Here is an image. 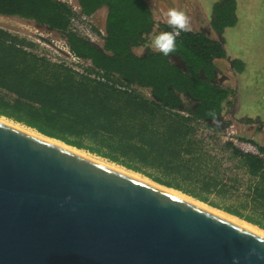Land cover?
I'll return each mask as SVG.
<instances>
[{
  "label": "trees",
  "instance_id": "trees-1",
  "mask_svg": "<svg viewBox=\"0 0 264 264\" xmlns=\"http://www.w3.org/2000/svg\"><path fill=\"white\" fill-rule=\"evenodd\" d=\"M78 1L85 14L107 7L104 46L73 29L76 12L64 0H0V14L58 30L75 55L91 61L80 68L54 60L27 36L0 27V115L264 228V145L245 150L213 140L225 130H199L230 124L225 111L235 91L223 84L216 60L227 56L223 35L238 23V0L214 5L220 39L181 32L167 57L148 45L173 29L147 0ZM232 64L245 68L241 58Z\"/></svg>",
  "mask_w": 264,
  "mask_h": 264
},
{
  "label": "water",
  "instance_id": "water-1",
  "mask_svg": "<svg viewBox=\"0 0 264 264\" xmlns=\"http://www.w3.org/2000/svg\"><path fill=\"white\" fill-rule=\"evenodd\" d=\"M0 264H264V236L0 121Z\"/></svg>",
  "mask_w": 264,
  "mask_h": 264
},
{
  "label": "rangeland",
  "instance_id": "rangeland-1",
  "mask_svg": "<svg viewBox=\"0 0 264 264\" xmlns=\"http://www.w3.org/2000/svg\"><path fill=\"white\" fill-rule=\"evenodd\" d=\"M147 1L157 20H166L164 14L169 8H179L188 15L193 31H204L209 36L221 38L212 25L214 5L220 0ZM237 13V25L228 27L224 33L227 56L216 60L226 75L223 84L235 91L233 102L225 111V119L230 124L225 129L201 126L199 130H225L220 131L219 137H214L213 140H232L243 149L247 147L258 151L253 142L264 145V0H238ZM107 14L108 9L104 6L93 14L90 22L79 18L75 26L83 34L84 23H88V26H92L102 36L101 28L106 27ZM0 27L27 36L37 43L36 49L39 52L54 60H64L80 68L87 65V61L77 62L68 52L67 39L63 33L40 25L33 19L0 14ZM95 43L103 46L104 40ZM134 50L140 54L143 48L138 46ZM234 58L244 61L243 71H238L233 66ZM245 118H253V121L248 122Z\"/></svg>",
  "mask_w": 264,
  "mask_h": 264
},
{
  "label": "bare ground",
  "instance_id": "bare-ground-1",
  "mask_svg": "<svg viewBox=\"0 0 264 264\" xmlns=\"http://www.w3.org/2000/svg\"><path fill=\"white\" fill-rule=\"evenodd\" d=\"M0 121L6 122L8 124H11V125L19 128V129L23 130V131H26L28 133L34 134L36 136L46 138V139H48V140H50L52 142H55L57 144L63 145L65 147H68V148H70V149H72L74 151H77L78 153H81V154H83L85 156L93 158V159H95L97 161H100V162H102L104 164H107V165H109L111 167H114L116 169H119L121 171L129 173L131 175H134V176H136L138 178H142V179H144L146 181H149V182H151V183H153V184H155V185H157V186H159L161 188H164L166 190H169L170 192H173V193H175V194H177L179 196H182V197H184V198H186V199H188V200H190V201H192V202H194V203H196V204H198V205H200L202 207H205V208H207V209H209V210H211V211H213V212H215V213H217V214H219V215H221V216H223L225 218H228L229 220H232V221L236 222L237 224H240V225H242V226H244V227H246V228H248V229H250V230H252V231H254V232H256V233H258L260 235H262V236H264V228L254 224V223H252L250 221H247V220H245L243 218H240L237 215L231 214V213H229V212H227L225 210L213 207V206H211V205H209V204H207V203H205L203 201H200L199 199H197V198H195V197H193L191 195H188V194L182 192L181 190L175 189L173 187H168V186L163 185V184H161L159 182H156L153 179L147 177L146 175H143L142 173L137 172L135 170L129 169V168H127L124 165H121V164H119L117 162H113V161L107 160V159H105V158H103L101 156H98L96 154L90 153V152H88V151H86L84 149H80V148H77V147L72 146L70 144H67V143L63 142L62 140H60V139L47 136V135L41 133L40 131H38L36 128H33V127L28 126L26 124H23L21 122H17L15 120L11 119V118L6 117V116L0 115ZM245 148L249 149L247 147H245Z\"/></svg>",
  "mask_w": 264,
  "mask_h": 264
},
{
  "label": "clouds",
  "instance_id": "clouds-1",
  "mask_svg": "<svg viewBox=\"0 0 264 264\" xmlns=\"http://www.w3.org/2000/svg\"><path fill=\"white\" fill-rule=\"evenodd\" d=\"M164 15L166 17L165 22L173 30L159 32L151 38L148 46L152 50L167 57L177 51V36L181 32L192 31V26L186 12L179 8H169ZM207 115L211 118L214 124L218 125L220 123V120L214 110H210Z\"/></svg>",
  "mask_w": 264,
  "mask_h": 264
},
{
  "label": "built area",
  "instance_id": "built-area-1",
  "mask_svg": "<svg viewBox=\"0 0 264 264\" xmlns=\"http://www.w3.org/2000/svg\"><path fill=\"white\" fill-rule=\"evenodd\" d=\"M64 1H66V2H68L72 7H73V9H74V11L76 12V15L73 17V19H72V21H73V29L75 30V31H79L78 29H77V27L75 26L77 23V21L76 20H79V18L80 19H84V20H89V22H90V19L92 18V16H93V14H85V13H83V11H82V6H81V4L79 3V1L78 0H64ZM88 24V23H87ZM86 23H84V28L82 29L83 30V36H85V37H87V38H89V39H91L92 41H99V40H105V36H106V34H107V32H106V27L105 28H101V32H102V36L100 35V33L99 32H96V31H94L93 30V27L91 26H88ZM79 33V32H78ZM103 38V39H102ZM67 45H68V42H67ZM68 52L72 55V57L77 61V62H79V61H81V62H85V61H87L86 63L87 64H90L91 63V61L90 60H85V59H83V58H81V57H79V56H77V55H75L72 51H71V49H70V46L68 45ZM254 151V150H253ZM256 152H258V151H256Z\"/></svg>",
  "mask_w": 264,
  "mask_h": 264
},
{
  "label": "crops",
  "instance_id": "crops-1",
  "mask_svg": "<svg viewBox=\"0 0 264 264\" xmlns=\"http://www.w3.org/2000/svg\"><path fill=\"white\" fill-rule=\"evenodd\" d=\"M163 21H166L165 19L163 20ZM237 25V24H236ZM227 29H225V31H226ZM224 36V35H223ZM210 37H212V36H210ZM212 38H215V39H217L216 37H212ZM224 38H225V36H224Z\"/></svg>",
  "mask_w": 264,
  "mask_h": 264
},
{
  "label": "flooded vegetation",
  "instance_id": "flooded-vegetation-1",
  "mask_svg": "<svg viewBox=\"0 0 264 264\" xmlns=\"http://www.w3.org/2000/svg\"><path fill=\"white\" fill-rule=\"evenodd\" d=\"M217 63V62H216ZM218 65V64H217ZM253 119V118H252ZM249 122V121H248Z\"/></svg>",
  "mask_w": 264,
  "mask_h": 264
}]
</instances>
